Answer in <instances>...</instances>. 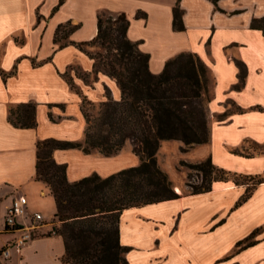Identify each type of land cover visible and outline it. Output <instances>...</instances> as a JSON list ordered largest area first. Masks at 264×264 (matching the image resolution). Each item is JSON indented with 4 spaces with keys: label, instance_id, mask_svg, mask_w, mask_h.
<instances>
[{
    "label": "crops",
    "instance_id": "0c3cea01",
    "mask_svg": "<svg viewBox=\"0 0 264 264\" xmlns=\"http://www.w3.org/2000/svg\"><path fill=\"white\" fill-rule=\"evenodd\" d=\"M175 6L181 30L173 27ZM101 10L125 14L126 35L149 54L151 72L180 52L195 54L208 67L209 139L190 146L188 151L204 153L191 161L209 157L218 167L264 179V152L239 153L247 152L245 144L264 145V32L250 26L264 16V0H0V250L17 236L3 229L14 196H26L28 215L40 212L44 219L46 210L52 216L55 211L48 187L35 179L37 142L83 143L82 98L93 104L107 95L120 98L116 80L94 73V59L79 45L96 35ZM67 22L79 27L55 42L57 26ZM73 68L93 77L77 83L81 91L67 82V76L73 82L67 75H74ZM27 103L34 105L33 127L11 117ZM52 158L66 165L69 182L139 163L129 144L108 156L96 149H54ZM248 185L213 181L205 192L175 191L178 198L122 210L119 241L129 248L126 264H264V181L236 205ZM246 238L253 243L237 245ZM63 254L62 237L43 234L19 251L10 247L0 264H61Z\"/></svg>",
    "mask_w": 264,
    "mask_h": 264
},
{
    "label": "trees",
    "instance_id": "16d2710c",
    "mask_svg": "<svg viewBox=\"0 0 264 264\" xmlns=\"http://www.w3.org/2000/svg\"><path fill=\"white\" fill-rule=\"evenodd\" d=\"M97 13V33L79 45H99L105 50L107 75L120 88V98H107L99 103L98 115L91 119L84 110L90 102L83 97L81 110L86 121L84 145L79 142L47 138L36 144L35 179L41 180L53 196V217L59 222L44 235H60L64 243L61 264H126L124 253L129 249L119 241V215L129 207H139L179 197L167 173L157 161V152L163 140H179L186 151L193 144L209 139L207 112L200 101L205 64L191 52H180L166 60L158 73L149 70V54L139 50L126 31L129 21L124 13L111 15ZM108 14L106 18H103ZM138 12L137 16H144ZM178 6L173 8V27L183 29ZM250 26L264 32V16L253 18ZM79 25L67 22L58 25L54 41H60ZM82 47V46H80ZM85 49V48H84ZM91 58L94 56L85 50ZM67 82L74 88L70 77ZM16 121L25 127L35 126L34 105L27 103L17 108ZM129 143L139 163L101 177L94 173L69 182L65 164L52 158L54 149L78 147L84 152L93 149L103 155L117 153ZM256 152L263 153L264 145ZM250 156L252 153L239 152ZM202 173L200 184H191L190 194L211 189L213 181L246 178L250 184L236 205L247 199L253 187L264 179L241 175L214 165L208 157L198 163L179 162ZM253 242H238L242 247ZM3 249V248H2ZM1 249V250H2ZM0 250V252H1Z\"/></svg>",
    "mask_w": 264,
    "mask_h": 264
},
{
    "label": "rangeland",
    "instance_id": "374dc122",
    "mask_svg": "<svg viewBox=\"0 0 264 264\" xmlns=\"http://www.w3.org/2000/svg\"><path fill=\"white\" fill-rule=\"evenodd\" d=\"M116 14L117 13H111L113 17L116 16ZM106 16H108V14H105L103 18H106ZM85 49L94 56L93 58L95 61L93 67L94 73L97 72L107 73V66L104 61L105 58L99 55V53L104 54L105 50L99 45L85 46ZM73 71L75 76L72 75V73L70 72H67L68 73L67 75H70L73 78L74 86H76V88L79 91H81L77 83L82 81L84 83H90L93 77L91 74L88 75L76 68H73ZM74 77H77V79L75 80ZM211 88H212V78L209 73V69L206 66L205 74H203L202 89L200 96V101L206 112H207V101L211 95ZM84 110L89 115V117L93 119L98 115L99 104H93L92 102H90L89 104L87 103L84 105ZM18 113L19 110L12 112L11 117L16 119ZM128 144L129 143H126L123 146V148L127 149ZM180 145L181 144L179 141L165 140L158 150L157 161L160 168L167 173L168 178L172 183V186H181L180 191L182 193H189L192 190V188L190 187L191 184H200L202 182V173L194 169L190 170L187 166L180 165L179 162L182 160L185 163H198L205 160L206 158L201 161H191V160H195L197 157H203L202 156L204 155L203 151H200V149L188 151L190 147H188L186 151H181ZM259 149L260 148L256 147L252 143L245 144V151H247L248 153H254ZM262 150H264V147H262ZM237 179L240 182H247L250 184V180L246 178H237ZM49 212H50L49 210L45 211L44 219L46 225L40 228V231L37 232L38 234L35 237L45 234L47 231L51 229L53 225L59 224V222L51 214H49Z\"/></svg>",
    "mask_w": 264,
    "mask_h": 264
},
{
    "label": "built area",
    "instance_id": "2783aa9c",
    "mask_svg": "<svg viewBox=\"0 0 264 264\" xmlns=\"http://www.w3.org/2000/svg\"><path fill=\"white\" fill-rule=\"evenodd\" d=\"M28 201L25 195L19 194L12 198L4 217L3 229L7 233H17L16 238L0 252L5 258L10 255V247L17 251L38 234L39 229L46 225L40 212L27 213Z\"/></svg>",
    "mask_w": 264,
    "mask_h": 264
},
{
    "label": "bare ground",
    "instance_id": "6f19581e",
    "mask_svg": "<svg viewBox=\"0 0 264 264\" xmlns=\"http://www.w3.org/2000/svg\"><path fill=\"white\" fill-rule=\"evenodd\" d=\"M174 189H175L176 192H180V189H179L178 186H174Z\"/></svg>",
    "mask_w": 264,
    "mask_h": 264
}]
</instances>
